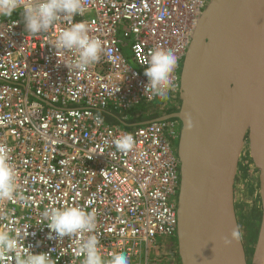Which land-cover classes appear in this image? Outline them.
I'll list each match as a JSON object with an SVG mask.
<instances>
[{"label":"built area","instance_id":"obj_1","mask_svg":"<svg viewBox=\"0 0 264 264\" xmlns=\"http://www.w3.org/2000/svg\"><path fill=\"white\" fill-rule=\"evenodd\" d=\"M209 2L82 0L85 12L75 20L103 45L100 61L83 72L64 64L72 52L52 45L69 26L63 17L37 35L25 31L19 11L0 17V144L12 149L18 174L15 199L0 200V231L18 246L0 250V264H15L26 247L48 251L55 264H82L79 242L93 234L105 260L124 252L130 264H181L166 251L178 223L177 121L137 124L117 112L159 99L145 89L154 50L178 57L168 96L179 91L184 56ZM125 132L135 137L131 152L115 147ZM64 205L95 212L94 233L50 239L43 213Z\"/></svg>","mask_w":264,"mask_h":264},{"label":"water","instance_id":"obj_2","mask_svg":"<svg viewBox=\"0 0 264 264\" xmlns=\"http://www.w3.org/2000/svg\"><path fill=\"white\" fill-rule=\"evenodd\" d=\"M179 99L178 110L136 123L176 119L180 125V263L264 264V0H210L182 62ZM246 141L259 170L262 202L251 252L235 189ZM237 226L240 238L226 244Z\"/></svg>","mask_w":264,"mask_h":264},{"label":"clouds","instance_id":"obj_3","mask_svg":"<svg viewBox=\"0 0 264 264\" xmlns=\"http://www.w3.org/2000/svg\"><path fill=\"white\" fill-rule=\"evenodd\" d=\"M19 11L23 18L25 31L37 35L47 32L57 20L63 17L69 26L60 31L52 45L60 52H72L73 59L64 63L69 70L86 71L101 59L103 45L99 38L90 36L86 22L76 21L75 17L83 15L85 9L82 0H0V17H10ZM56 53V54H57ZM148 66L144 74L148 78L145 89L150 90V98L168 99V93L175 88L172 73L178 57L171 50L157 49L150 54ZM58 56V55H57ZM115 147L121 152H131L135 147V137L125 132L114 141ZM12 149L0 144V200L13 201L17 193L18 174L11 163ZM47 223L43 224L57 238L71 236L76 233H94L96 215L78 205H64L46 209L43 213ZM239 226L231 229L229 236L224 238L230 244L240 238ZM18 240L8 231H0V250L14 251ZM83 254L82 264H130L129 256L124 252L114 253L105 260L99 248L98 238L93 234L79 242ZM15 264H55L48 251L33 252L26 247L23 253H17Z\"/></svg>","mask_w":264,"mask_h":264},{"label":"rangeland","instance_id":"obj_4","mask_svg":"<svg viewBox=\"0 0 264 264\" xmlns=\"http://www.w3.org/2000/svg\"><path fill=\"white\" fill-rule=\"evenodd\" d=\"M180 106L179 91L169 95L168 99H158L152 104L144 103L137 110L131 112H117L120 116L133 115L135 120H143L151 116L178 110ZM136 116V117H135ZM129 117V116H127ZM131 117V116H130ZM130 119V118H129ZM176 120V119H174ZM177 121V120H176ZM177 140L180 125L177 121ZM249 152V146L243 151L236 176V207L240 220L241 231L246 242L248 251L254 247L257 232L262 217V202L260 195L259 170L254 166ZM166 251L169 253V262L179 261L177 239L168 243Z\"/></svg>","mask_w":264,"mask_h":264},{"label":"bare ground","instance_id":"obj_5","mask_svg":"<svg viewBox=\"0 0 264 264\" xmlns=\"http://www.w3.org/2000/svg\"><path fill=\"white\" fill-rule=\"evenodd\" d=\"M246 146H249V141H246V145H245V147H246Z\"/></svg>","mask_w":264,"mask_h":264}]
</instances>
